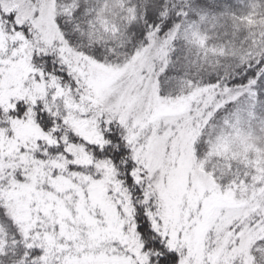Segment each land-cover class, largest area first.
<instances>
[{
    "label": "snow or ice",
    "instance_id": "1",
    "mask_svg": "<svg viewBox=\"0 0 264 264\" xmlns=\"http://www.w3.org/2000/svg\"><path fill=\"white\" fill-rule=\"evenodd\" d=\"M0 264H264V0H0Z\"/></svg>",
    "mask_w": 264,
    "mask_h": 264
}]
</instances>
